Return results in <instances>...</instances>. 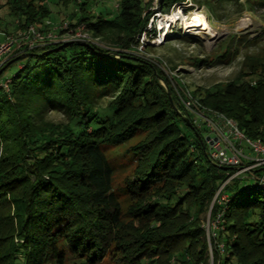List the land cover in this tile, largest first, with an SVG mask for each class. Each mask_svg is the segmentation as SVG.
I'll return each mask as SVG.
<instances>
[{"label":"trees","instance_id":"obj_1","mask_svg":"<svg viewBox=\"0 0 264 264\" xmlns=\"http://www.w3.org/2000/svg\"><path fill=\"white\" fill-rule=\"evenodd\" d=\"M149 1L107 10L57 0L75 9L67 26H83L87 45L61 39L6 62L14 60L0 88V264H264V188L233 180L221 190L224 207L213 201L228 169L208 161L161 71L133 54ZM234 1L157 0L156 10L189 2L214 14ZM3 2L13 32L45 33L59 13L45 0ZM244 67L197 100L264 145V59L246 57ZM221 210L207 241L201 216L213 221Z\"/></svg>","mask_w":264,"mask_h":264},{"label":"rangeland","instance_id":"obj_2","mask_svg":"<svg viewBox=\"0 0 264 264\" xmlns=\"http://www.w3.org/2000/svg\"><path fill=\"white\" fill-rule=\"evenodd\" d=\"M3 1L5 0H0V42L16 33L13 32L16 17L3 6ZM56 1L45 0V4L54 12H59L52 14L55 20H51L48 30H45L46 33L51 31L55 35L59 27L67 23L66 15L75 11L72 5L58 8ZM114 2L115 0H97L96 6L112 10L116 5ZM148 3L147 12L151 14L145 25V32L135 38L133 50L136 53L133 54L147 60L161 71L181 104L191 98L193 106H201L197 98H201L204 89L235 80L240 71L245 69L243 63L246 57L264 59V0H236L225 5H216L214 14L203 6L197 7L189 2L179 3L168 14H162L156 10L157 0H150ZM196 15L200 16L202 27L187 30L185 23ZM53 28L58 29L54 32ZM4 29L7 31L2 32ZM66 36H56L53 38L55 41L48 43L60 42ZM93 42L103 46L99 41ZM197 61L203 62L196 64ZM12 71L13 67L5 69L2 72L3 77L10 75ZM159 83L166 87L164 82ZM52 116L54 119L58 118ZM196 128L200 137L205 140L208 132L204 123L200 122ZM199 163L205 165L203 160ZM209 215L207 211L201 216L207 241L212 237V229H216V223L209 220ZM18 259L21 261L20 257ZM67 261L78 263L84 262V259L68 256ZM99 264L112 263L105 259ZM208 264H212L211 257Z\"/></svg>","mask_w":264,"mask_h":264},{"label":"built area","instance_id":"obj_3","mask_svg":"<svg viewBox=\"0 0 264 264\" xmlns=\"http://www.w3.org/2000/svg\"><path fill=\"white\" fill-rule=\"evenodd\" d=\"M45 24L50 25L48 22ZM59 28L66 31V35H68V37L65 35L67 39L66 37L64 39L66 40H89V37L83 33V26L68 28L67 23H63ZM57 29L53 28L54 32ZM51 33V31L42 33L35 26L28 25L14 35L5 37L0 42V69L13 56H19L23 51L55 41L53 38L57 34ZM8 82L9 77L0 79V88L7 89L6 84ZM182 105L190 113L194 125H199L200 122H203L207 129L208 135L206 138L208 139L206 140L205 138L204 142L206 147H208L206 152L208 161L219 168L228 169L227 178L217 189L213 201L224 207L227 198L221 193V190L224 185L229 184L233 180L241 182L246 180L245 182L264 188L263 143L260 140L258 141V139L246 137L231 118L203 108L202 105L199 107L193 106L194 103L191 98L182 101ZM220 215H222V210L220 213H216L214 220L211 222L217 225L221 220ZM218 249L220 252L222 251L221 245H218Z\"/></svg>","mask_w":264,"mask_h":264},{"label":"bare ground","instance_id":"obj_4","mask_svg":"<svg viewBox=\"0 0 264 264\" xmlns=\"http://www.w3.org/2000/svg\"><path fill=\"white\" fill-rule=\"evenodd\" d=\"M201 21V18L200 16L196 15V16H193L192 19L189 21V22H186L185 23V28L187 30H190V29H193L195 27L197 28H201L202 27V22Z\"/></svg>","mask_w":264,"mask_h":264},{"label":"water","instance_id":"obj_5","mask_svg":"<svg viewBox=\"0 0 264 264\" xmlns=\"http://www.w3.org/2000/svg\"><path fill=\"white\" fill-rule=\"evenodd\" d=\"M75 42H77V43H79V44H81V45H83V46H86L87 44H86V42L85 41H82V40H74ZM23 56H25V55H23ZM22 57V56H21ZM14 62V60H11V61H9L6 65H4L1 69H0V74L5 70V68L9 65V64H11V63H13ZM168 95H169V97H170V94H169V92H168ZM198 139H199V141H200V143L202 142V140H201V138L200 137H198ZM208 138H206V140H207Z\"/></svg>","mask_w":264,"mask_h":264}]
</instances>
